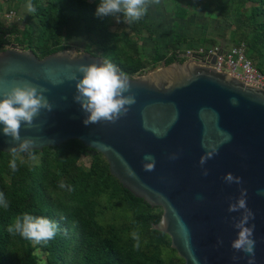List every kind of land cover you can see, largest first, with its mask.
I'll list each match as a JSON object with an SVG mask.
<instances>
[{"label": "water", "instance_id": "95a60500", "mask_svg": "<svg viewBox=\"0 0 264 264\" xmlns=\"http://www.w3.org/2000/svg\"><path fill=\"white\" fill-rule=\"evenodd\" d=\"M209 59L214 63L216 57ZM103 61L85 51H58L43 59L14 46L1 51L0 98L29 82L44 90L52 105L31 128L22 124L21 141L32 139L33 151H41L78 140L102 154L124 189L162 209L153 228L171 238L184 264H247L246 254L231 248L238 231L233 217L239 220L241 212H228L240 188L247 189V207L255 215L248 225L255 224V261L264 264V89L203 65V56L162 62L144 76L127 77L136 100L127 115L116 123L85 125L72 77L81 76L79 65ZM2 129L0 151L10 153L18 142ZM146 154L155 157L154 171L143 170L150 162L144 161ZM202 156L212 157L203 168ZM228 173L241 177L242 184L226 183Z\"/></svg>", "mask_w": 264, "mask_h": 264}, {"label": "trees", "instance_id": "16d2710c", "mask_svg": "<svg viewBox=\"0 0 264 264\" xmlns=\"http://www.w3.org/2000/svg\"><path fill=\"white\" fill-rule=\"evenodd\" d=\"M5 1L9 11L15 7V14L16 6L29 3L35 11L27 9L23 28L0 19V52L14 46L43 59L69 50L73 39H84L83 51L110 61L128 78H136L159 68L162 62L181 61L176 54L181 47L218 46L213 38L185 36L176 39L169 52L162 53L156 45L153 53L148 43H156L158 25L151 18L160 13L157 3H149L141 19L127 23L122 14L98 17L99 0ZM208 2L214 6L211 11ZM204 8H209L206 16L213 21L211 27L228 29L233 46L243 43L247 57L264 74V0H205ZM171 12L181 20L191 15L180 5ZM118 19L125 29L111 30ZM195 41L200 46H195ZM33 156L18 153V170L14 172L9 167L11 153L0 151V192L9 202L7 210L0 208V264L185 263L172 249L171 238L153 228L162 209L149 206L124 189L111 175L102 154L70 140L33 151ZM83 158L89 159V168L82 165ZM61 183L73 190L60 188ZM25 213L56 221L60 230L47 243L8 233V225ZM133 232L140 236L138 250Z\"/></svg>", "mask_w": 264, "mask_h": 264}, {"label": "clouds", "instance_id": "9594fccd", "mask_svg": "<svg viewBox=\"0 0 264 264\" xmlns=\"http://www.w3.org/2000/svg\"><path fill=\"white\" fill-rule=\"evenodd\" d=\"M158 3L159 0H152ZM149 6V0H99L96 7V15L100 18L113 17L122 14L127 23H133L143 17ZM28 10L35 11L34 6L29 3ZM81 76L73 75L72 79L76 82L75 101L81 105L83 112L87 118L83 121L85 125L96 124L99 122L116 123L123 116L127 115L131 106L136 103L135 96L131 92V84L127 76L120 72L117 67L108 60L98 66L93 63L90 65H79L76 69ZM128 93V95H125ZM52 105L44 95V90L38 89L29 82H24L22 86L12 87L0 98V125H3V134L11 137L12 141L18 142L17 146L11 147L10 153L12 159L9 167L12 171H17L16 156L18 153H27L29 158H34L33 150L35 149V141L29 138L21 141L20 129L22 124L32 127L33 121L39 115L41 110L51 111ZM176 157L173 156L172 159ZM211 156H202L199 164L201 168L206 164ZM143 170L151 172L155 170L156 160L150 154L144 156ZM129 175L134 176L135 173L130 169H126ZM202 174L208 175V170L204 169ZM228 184H242V178L233 176L228 173L223 177ZM60 188L67 187L68 191H72L71 186L61 183ZM264 194V193H261ZM0 208L7 210L9 202L4 193L0 192ZM229 213L241 212L239 220L233 217V227L238 230L237 237L231 242V248L236 252H242L248 257L247 264H256L255 261V244L253 238L255 224L249 225V221L255 219L254 213L247 207V189L240 188V196L235 202L230 203L228 207ZM59 224L44 216H33L23 214L17 216L13 223L7 227V232L22 238L36 242L47 243L51 241L59 231ZM132 238L136 241L135 249L140 248V236L133 232ZM218 244H222V240H218ZM233 260L240 257L233 256Z\"/></svg>", "mask_w": 264, "mask_h": 264}, {"label": "crops", "instance_id": "0c3cea01", "mask_svg": "<svg viewBox=\"0 0 264 264\" xmlns=\"http://www.w3.org/2000/svg\"><path fill=\"white\" fill-rule=\"evenodd\" d=\"M195 0H186L187 6L186 8L193 9L191 15L186 17V19H179L172 13L170 10L164 11L166 13H159L158 16H153L151 20L154 23H157V28L155 27V40L156 43L150 42L148 43L149 48L154 53L155 45H158L160 51L162 53L169 52L172 49L173 43L176 39L181 37H195L202 39H210L213 38L217 41V44L224 49H229L233 46V44L229 40V35H224L228 30L227 29H216L214 30L211 26L207 29L206 25L204 26L202 22L207 23L213 22L206 16V10L199 7V3L194 2ZM192 3V6H191ZM195 3V5H193ZM155 6L152 5V9ZM197 9V11L195 10ZM195 23H202L194 24ZM196 25V26H195ZM211 29V30H210ZM195 46H200L196 41L193 42ZM209 46V45H207ZM186 47H181V50H185Z\"/></svg>", "mask_w": 264, "mask_h": 264}, {"label": "built area", "instance_id": "2783aa9c", "mask_svg": "<svg viewBox=\"0 0 264 264\" xmlns=\"http://www.w3.org/2000/svg\"><path fill=\"white\" fill-rule=\"evenodd\" d=\"M179 58L192 59L195 56H203L205 66L215 68L220 72H226L237 77L248 86L264 89V74L259 72L253 62L246 55V47L242 43L239 46H232L224 49L219 46L207 48H190L187 50H177ZM216 57L214 63H210L209 57Z\"/></svg>", "mask_w": 264, "mask_h": 264}, {"label": "rangeland", "instance_id": "374dc122", "mask_svg": "<svg viewBox=\"0 0 264 264\" xmlns=\"http://www.w3.org/2000/svg\"><path fill=\"white\" fill-rule=\"evenodd\" d=\"M90 1H93V0H90ZM194 2L199 3L198 4L199 7L202 8L205 0H195ZM149 3H151V4L153 3V5L156 4V3L152 2V0H149ZM178 5L186 8V6L188 4H187L186 0H159V2L155 6H156V8H158V11L160 13H166L167 10H171V11H173V10L175 11V9L177 10ZM193 5H195V3H193ZM191 6H192V3H191ZM151 7H152V5H151ZM208 7L210 9L204 8V10L209 9V11H211L214 9V6H212V5L210 6L209 2H208ZM14 8H12V11H9L8 10L9 7H8V4L6 3V1L0 0V19L3 20L6 24H17L21 28H23V25H24L26 18H27L28 6L27 5H22L21 7L16 6L15 10H16L17 14H15V11L13 10ZM189 10H190V12H193L192 8H190ZM164 11H166V12H164ZM204 22H206V21H204ZM204 22H202L203 25L204 26L206 25V27L208 29L211 26V23L209 21H207V23H204ZM202 23H195L194 22V24H196V25L200 24L198 27H200ZM155 25L157 26V23ZM124 29H125V24L123 22L120 23L119 19L115 20L113 23V26L111 27V30H113V31H121ZM224 35L228 36L229 31H227ZM84 43H85L84 39H73V40L69 41L70 48L68 51L77 52V53L82 52L86 46ZM148 52H150L149 49H148ZM149 72H150V70L147 73H149ZM147 73H145L144 75H146ZM81 163L85 168H89V165H90L89 159L83 158L81 160Z\"/></svg>", "mask_w": 264, "mask_h": 264}, {"label": "flooded vegetation", "instance_id": "af4514ba", "mask_svg": "<svg viewBox=\"0 0 264 264\" xmlns=\"http://www.w3.org/2000/svg\"><path fill=\"white\" fill-rule=\"evenodd\" d=\"M181 61H184V58H181Z\"/></svg>", "mask_w": 264, "mask_h": 264}]
</instances>
